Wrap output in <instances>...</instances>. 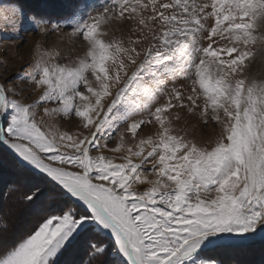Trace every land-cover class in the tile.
I'll return each mask as SVG.
<instances>
[{
  "label": "snow or ice",
  "instance_id": "snow-or-ice-1",
  "mask_svg": "<svg viewBox=\"0 0 264 264\" xmlns=\"http://www.w3.org/2000/svg\"><path fill=\"white\" fill-rule=\"evenodd\" d=\"M25 20L44 39L0 76V151L32 182L0 194V264H226L264 245V0L0 3V31ZM12 194L40 218L7 242Z\"/></svg>",
  "mask_w": 264,
  "mask_h": 264
},
{
  "label": "rangeland",
  "instance_id": "rangeland-1",
  "mask_svg": "<svg viewBox=\"0 0 264 264\" xmlns=\"http://www.w3.org/2000/svg\"><path fill=\"white\" fill-rule=\"evenodd\" d=\"M11 0H0V3H10ZM23 5L25 12L31 11H45L51 14L53 17H60L67 14L71 6L77 2V0H19ZM32 2V3H31ZM4 25L0 22V29H3ZM27 21L21 25V30L15 34L11 30L0 31V49H8L11 53L16 52V46H21L19 51L21 58L17 59L14 55H8L5 57L3 52H0V58H3L5 62H0V76L4 80H14L16 75L21 72L26 65L31 63L34 56H31L34 52V45L43 41L42 35H37L35 31H26ZM63 47V45H61ZM82 51V49H81ZM253 73L261 71L259 62L253 66ZM39 96V92L31 97L34 101ZM191 123L196 121L190 118ZM60 127L62 130L72 131L73 124L71 122L61 121ZM199 138V137H198ZM32 182V178L25 173H22L17 169L13 163L12 157L6 151H0V194L6 193V190L11 184H19L26 186ZM15 199V194H12L7 201L4 202V206L14 207V216L10 221L11 231L8 233V241L23 236L30 231H33L37 221L40 218L38 211L25 204H19L13 206L12 201ZM7 220V217L2 218ZM2 222V220H0ZM27 231V232H26ZM222 258L226 261V264H264V245L257 243L256 245L228 252L222 254ZM73 257L68 256L65 258L67 264H70Z\"/></svg>",
  "mask_w": 264,
  "mask_h": 264
},
{
  "label": "bare ground",
  "instance_id": "bare-ground-1",
  "mask_svg": "<svg viewBox=\"0 0 264 264\" xmlns=\"http://www.w3.org/2000/svg\"><path fill=\"white\" fill-rule=\"evenodd\" d=\"M32 3V2H31ZM27 232V231H26ZM24 236V235H23Z\"/></svg>",
  "mask_w": 264,
  "mask_h": 264
}]
</instances>
